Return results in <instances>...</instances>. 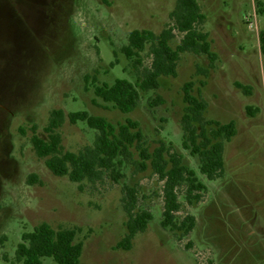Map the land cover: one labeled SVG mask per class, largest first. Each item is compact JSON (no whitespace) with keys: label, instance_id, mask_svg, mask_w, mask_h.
I'll use <instances>...</instances> for the list:
<instances>
[{"label":"rangeland","instance_id":"rangeland-1","mask_svg":"<svg viewBox=\"0 0 264 264\" xmlns=\"http://www.w3.org/2000/svg\"><path fill=\"white\" fill-rule=\"evenodd\" d=\"M198 3L207 16L202 30L219 56L216 68L208 78L197 75V66L208 67L207 57L184 53L177 77L161 78L158 90L141 92L137 109L124 114L96 97L95 86L118 78L137 82L121 49L134 30L158 34L172 25L176 0H0V264H20L16 250L22 234L43 222L54 229H79L80 264H264V13L256 0ZM182 37L176 31L171 46ZM143 57L150 66L149 49ZM190 81L209 104L207 120L237 123V135L225 146V175L214 181L201 174L199 158L183 148V86ZM236 83L251 87L252 95ZM158 96L164 103L151 107L149 100ZM249 106L259 110L253 117ZM54 110L66 115L57 130L65 151L79 153L95 141L97 132L86 122L69 121L67 116L79 111L114 125L139 122L151 152L160 141L172 144L207 186L194 205L180 192L178 218L195 216L192 233L176 238L162 227L164 182L151 168L136 173L125 165L119 183L109 178L74 183L55 176L32 144L34 126L48 140L45 129ZM33 174L41 184L28 183ZM125 186L137 189L139 209L154 216L130 251L114 249L126 233ZM43 264L57 263L44 258Z\"/></svg>","mask_w":264,"mask_h":264},{"label":"trees","instance_id":"trees-1","mask_svg":"<svg viewBox=\"0 0 264 264\" xmlns=\"http://www.w3.org/2000/svg\"><path fill=\"white\" fill-rule=\"evenodd\" d=\"M260 13H264L261 0H256ZM170 18L173 24L167 25L160 33L151 30H134L129 34L128 43L121 53L132 62L137 72V82L118 78L113 84L95 86L96 97L111 103L124 114L134 112L141 100V92L148 93L160 88L161 78L177 77L181 55L191 53L205 56L209 61L207 68L197 66V75L208 78L216 68L219 56L212 50L210 34L202 30L207 16L201 9L198 0H176ZM176 31L183 35L180 43L173 48L172 40ZM261 51L264 54V30L260 33ZM149 49L152 58L150 66L145 65L143 53ZM206 86V82H201ZM236 87L245 95H252V88L241 83ZM185 103L184 115L181 119L183 131V148L200 161V172L208 180L214 181L225 175V146L237 135V123H221L207 120L208 102L201 91L195 93V82L190 81L183 86ZM164 100L158 96L151 98V107L161 105ZM259 112L247 107V113L254 116ZM72 124L86 122L97 132L93 145L85 147L79 153L65 151L62 138L57 130L63 125L66 115L63 110H54L49 125L45 129L48 140L39 137L33 127L32 144L39 158L44 159L47 168L57 177H68L74 183L87 181L97 184L105 178L119 183L125 178L122 167L131 164L136 173L152 169L154 175L164 182V210L161 225L169 229L176 238L190 235L196 226V218L192 214L182 220L178 214L182 209L179 200L183 192L189 205L198 204L203 199L207 186L201 182L195 170L184 163V157L175 147L160 141L150 151L140 124L132 119L114 125L106 118L91 115L87 111L72 112L68 116ZM136 156L138 158H136ZM29 184L39 183L38 176H29ZM139 194L136 188L125 186L122 205L127 214L125 236L116 244L115 250L130 251L134 240L140 233H145L154 216L149 210L139 209ZM78 228L54 229L43 222L33 231L22 234V241L16 250V261L20 264H43L44 258H53L57 264H80L84 243L77 241ZM179 233L181 235L179 236ZM181 240V239H180ZM188 244L187 247H191Z\"/></svg>","mask_w":264,"mask_h":264}]
</instances>
